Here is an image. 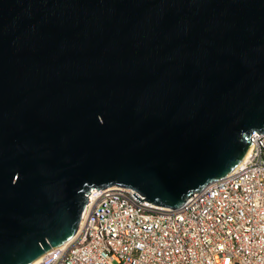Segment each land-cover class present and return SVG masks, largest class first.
<instances>
[{"label": "water", "instance_id": "1", "mask_svg": "<svg viewBox=\"0 0 264 264\" xmlns=\"http://www.w3.org/2000/svg\"><path fill=\"white\" fill-rule=\"evenodd\" d=\"M264 133V0H0V264L71 238L91 188L178 208Z\"/></svg>", "mask_w": 264, "mask_h": 264}, {"label": "built area", "instance_id": "2", "mask_svg": "<svg viewBox=\"0 0 264 264\" xmlns=\"http://www.w3.org/2000/svg\"><path fill=\"white\" fill-rule=\"evenodd\" d=\"M178 208L91 188L75 234L33 264H264V133Z\"/></svg>", "mask_w": 264, "mask_h": 264}, {"label": "bare ground", "instance_id": "3", "mask_svg": "<svg viewBox=\"0 0 264 264\" xmlns=\"http://www.w3.org/2000/svg\"><path fill=\"white\" fill-rule=\"evenodd\" d=\"M36 260H38V258ZM36 260H34L33 262H31L30 264H33L34 262H36Z\"/></svg>", "mask_w": 264, "mask_h": 264}]
</instances>
